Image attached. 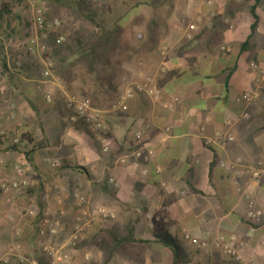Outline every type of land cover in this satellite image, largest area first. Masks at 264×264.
<instances>
[{"label":"crops","instance_id":"crops-1","mask_svg":"<svg viewBox=\"0 0 264 264\" xmlns=\"http://www.w3.org/2000/svg\"><path fill=\"white\" fill-rule=\"evenodd\" d=\"M165 8L151 14L157 25L141 42L121 28L115 97L131 84L151 93L137 92L117 111L99 109L107 126L99 139L68 121L64 99L77 81L65 80L57 67L43 78L37 59L20 65L38 70L35 76L6 63L0 186L19 181L26 189L0 190V264H43L44 248L67 241L83 221L76 251L90 257L85 264H264V180L244 174L264 155V92L242 99L264 84V0H172ZM136 12L126 18L138 19ZM16 32L14 24L2 34ZM23 134L31 146L14 148L10 138ZM147 150L154 155L144 161ZM249 201L261 212L257 220L247 218ZM101 208L110 217L98 215ZM38 212L58 219L56 235L38 234ZM159 232L177 240L181 263L155 240ZM184 233L210 244L231 240L242 260H227L211 245L196 249ZM76 251L70 250L81 259Z\"/></svg>","mask_w":264,"mask_h":264},{"label":"rangeland","instance_id":"rangeland-1","mask_svg":"<svg viewBox=\"0 0 264 264\" xmlns=\"http://www.w3.org/2000/svg\"><path fill=\"white\" fill-rule=\"evenodd\" d=\"M81 1L82 3L78 5L74 3V0H38L35 5H32L33 0H0V9L2 6H6L11 12V14L6 16L3 22L0 23V77H3L6 70L8 71L10 69L6 65L7 62L13 65L15 69L20 68L21 73H25L24 75L32 76L34 74L33 70L30 72L24 70L22 71V66L20 65L22 61L25 62L27 60L32 62L33 59H37V61H42L43 63L50 61L53 64V69L57 67L59 73L63 77L70 78L71 76H75L85 79L88 82L87 87L90 88L92 77L88 76V74L85 72V69L76 70V73L74 72V75H71V72H68L67 70V65L75 57V54L79 48L87 47L91 44L97 33L96 26L100 23V21L103 20L104 27L106 28H110L115 24L120 25L121 28L124 27V30H127L131 33L133 39H135L137 42H141L143 41L142 33L148 30L151 25H157L156 19L154 17L151 18V14H163L166 9L165 7L167 6V4H154L160 0ZM132 8L137 10L136 14H139V18L135 19L134 21L130 18H126L128 15H130L129 13L132 11ZM36 9L42 11L44 31L47 34L46 39H39L38 41L39 45L44 46L43 52L35 51L34 49L30 51L25 47L26 43L33 36L32 22L35 17ZM98 14L103 19L100 18L101 20H99ZM84 15H93V21H95V24L87 20ZM120 15H124L122 20L118 18ZM14 24L16 25L18 32H16L14 35L8 36V39H6L5 34H2L5 27H9V25L12 26ZM59 39H63V41H60ZM12 47L15 50H12ZM118 59V55L112 58V63L114 65L112 72H109L103 68H99L97 72V79L102 81L104 78H110L111 80L114 79L115 81V78L118 75V73H116ZM37 71H35V74H38ZM35 74L33 76H35ZM74 91L72 92L76 95L77 93ZM118 97L119 96L115 97L114 93H102L100 96H98L100 106H95L93 102H91V106L93 105L92 107L96 109L111 107L112 103ZM5 131L7 133V130ZM24 135L25 134L19 136L20 144L15 147H22L24 144H29V146H31V140L29 137L22 138ZM13 138L11 137L9 140L11 143ZM37 215L38 214H35L34 219H36ZM83 224L84 221L79 225ZM208 244L210 245V243ZM208 246L206 250H208ZM76 250L77 248L75 247L74 251ZM199 250L206 251L203 249ZM79 254L82 256L85 253L76 251L75 255ZM69 255L71 257V261L73 262H79L81 260L75 259L73 253L70 251ZM44 257L46 261H43V264H48V257L46 255ZM89 261H91L90 258ZM85 263L87 262H83L82 264Z\"/></svg>","mask_w":264,"mask_h":264},{"label":"built area","instance_id":"built-area-1","mask_svg":"<svg viewBox=\"0 0 264 264\" xmlns=\"http://www.w3.org/2000/svg\"><path fill=\"white\" fill-rule=\"evenodd\" d=\"M38 2V0H33L32 5H35ZM35 17L32 22V38L29 39V41L26 43L25 47L26 49L32 51L34 49L35 51H44V46L39 45V39H46L47 34L44 31V20L42 17V11L39 9H36L35 11ZM60 41H63V39H59ZM44 71L41 73L43 78H49L51 76V71L53 69V64L50 61L44 62ZM252 68H255L256 66L254 64L251 65ZM137 92L139 93H151L149 89H146L143 85L140 84H131L128 85L124 93L120 95L111 105V110L117 111L121 109L124 106V102L132 98L134 94ZM264 92V84H262L259 87V91H257L254 94H244L242 96V99L245 101L251 100L253 98H257L260 93ZM51 97L47 96V101H50ZM64 107L69 112L68 115V121L72 123L73 125H78L82 129H84L89 135L93 136L94 138H100L102 134H104L107 130V126L104 122L102 113L99 109L93 108L88 102L81 99L78 95L75 94H69L64 99ZM6 131L3 127L2 121L0 120V138L5 137ZM135 140H140L141 134L136 133L133 135ZM227 141L232 142L233 137L230 135H227ZM12 146H18L20 144V137L17 136L12 139ZM130 148V145H129ZM127 147V149H129ZM103 153L108 152V148L104 147L102 149ZM154 153L152 150H147L144 153V161H148L151 157H153ZM124 162V161H122ZM45 163L49 165L52 169H57L60 167V164L56 160H52L50 158H45ZM133 166L135 168H138L140 165L138 163H133ZM17 173L21 174L22 169L17 168ZM156 174H159V170H155ZM142 175L147 174V170L143 168L141 170ZM244 174L250 178V180L254 182H259L261 180H264V155L259 158L254 165L246 167L244 170ZM110 182L116 187L118 186L117 183L113 180H110ZM161 187H164V183L160 184ZM26 189V185L23 182L19 181H13L11 183H5L0 186V190L5 195H11V194H21ZM79 202L81 204H84V199L77 197ZM83 215H88L86 210H82ZM98 215H101L104 218L110 217V214L107 213L105 209H98L97 211ZM28 214L30 216L34 215L33 211H28ZM259 217H261V212L254 209L253 202H248V212H247V218L248 220H257ZM88 222H86L87 224ZM40 227H39V235L45 236V235H55L58 232V229L60 228L61 224L58 220H55L52 222L49 221V219L44 216L42 217L40 221ZM85 223L83 225H76L72 231V234L70 235L69 239L61 244L59 247H53V246H46L44 248V254L48 257V264H82L83 262L89 261V256L86 254H83L81 257V260L79 262H73L71 261V257L69 255L70 250H74L76 247V243L78 240L79 234L82 232L83 228L85 227ZM184 239L189 241L194 247L198 249L206 250L207 246L209 245L208 242L200 241L198 239H193L190 237L188 233H184ZM211 247L220 251V253L226 257L228 260L239 263L241 262L242 258L237 250L236 245H232V241L225 242L221 237L214 239L211 242Z\"/></svg>","mask_w":264,"mask_h":264},{"label":"trees","instance_id":"trees-1","mask_svg":"<svg viewBox=\"0 0 264 264\" xmlns=\"http://www.w3.org/2000/svg\"><path fill=\"white\" fill-rule=\"evenodd\" d=\"M172 0H160L154 4H170ZM75 4L82 3L81 0H74ZM11 12L8 10L6 6H2L0 9V23L3 22L4 18L10 15ZM87 20L93 21V15H84ZM103 20L96 26L97 33L94 40L87 47L79 48L75 54V57L72 59L70 63L67 65L68 72H71V75L76 73V70L85 69V72L91 78V87H87L88 82L79 77L71 76L70 78L63 77L65 80H74L77 81V87L75 88L78 96L84 101L88 102L91 105V102L95 106H100V102L98 100V96L102 93H116V86L114 83V79L104 78L102 81L97 79V72L99 68H103L112 72L113 70V61L112 58L120 52V40L122 29L120 25L115 24L110 28L104 27ZM1 26V25H0ZM8 39V36H6ZM111 76V75H110ZM93 106V105H92ZM22 138H27V135H24ZM41 212H38L36 216V222L38 223L41 219ZM155 240L161 245L169 248L173 255V261L175 263H181L182 260V250L177 240L172 237L167 232H159L154 233Z\"/></svg>","mask_w":264,"mask_h":264}]
</instances>
